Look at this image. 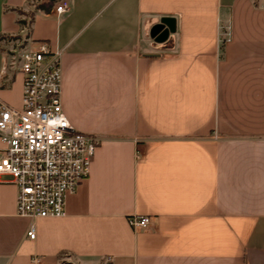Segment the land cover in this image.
<instances>
[{
  "label": "crops",
  "instance_id": "obj_1",
  "mask_svg": "<svg viewBox=\"0 0 264 264\" xmlns=\"http://www.w3.org/2000/svg\"><path fill=\"white\" fill-rule=\"evenodd\" d=\"M41 1L0 0V99L22 106L5 39L44 41L63 112L103 140L62 217L18 216L1 177L0 264H264V0Z\"/></svg>",
  "mask_w": 264,
  "mask_h": 264
},
{
  "label": "built area",
  "instance_id": "obj_2",
  "mask_svg": "<svg viewBox=\"0 0 264 264\" xmlns=\"http://www.w3.org/2000/svg\"><path fill=\"white\" fill-rule=\"evenodd\" d=\"M71 9L69 0L54 6L58 15ZM230 41V32L224 33ZM62 50L44 42L28 46L16 66L23 75L22 106L0 99V181L11 177L16 187V213L29 219L62 217L65 199L89 176L101 136L77 131L62 110ZM5 64L1 73L5 71ZM134 229L148 228L150 216L129 218ZM26 237L35 239L33 226Z\"/></svg>",
  "mask_w": 264,
  "mask_h": 264
},
{
  "label": "rangeland",
  "instance_id": "obj_3",
  "mask_svg": "<svg viewBox=\"0 0 264 264\" xmlns=\"http://www.w3.org/2000/svg\"><path fill=\"white\" fill-rule=\"evenodd\" d=\"M25 20L29 21L30 19L26 18ZM4 43L6 44L5 45L6 52L10 56H12L11 61L14 62V66H17L19 63L20 54L25 49H27V40L23 41L20 39L19 41H17L16 38L11 39V37H10V38L5 39ZM13 50H15V51H13ZM61 264H84V263H82V261H79L78 259H76L74 257L63 256L62 260H61Z\"/></svg>",
  "mask_w": 264,
  "mask_h": 264
},
{
  "label": "trees",
  "instance_id": "obj_4",
  "mask_svg": "<svg viewBox=\"0 0 264 264\" xmlns=\"http://www.w3.org/2000/svg\"><path fill=\"white\" fill-rule=\"evenodd\" d=\"M58 1H60V0H43L40 3L33 4V8H34V10H42L44 12L49 13ZM33 12L34 11L25 12L26 13L25 15L27 17H29V19H30L29 22H31V20L33 18ZM20 23L22 26H25L27 24L25 20L20 21ZM2 38H4V36H0V39H2Z\"/></svg>",
  "mask_w": 264,
  "mask_h": 264
},
{
  "label": "water",
  "instance_id": "obj_5",
  "mask_svg": "<svg viewBox=\"0 0 264 264\" xmlns=\"http://www.w3.org/2000/svg\"><path fill=\"white\" fill-rule=\"evenodd\" d=\"M169 23V20L167 18H162L161 23L160 24H156L153 26L152 30H151V35H156V33L158 31H160L161 29H163V27L165 26V24ZM171 28V25H170ZM169 34V29H165L160 36L157 37V39H165L167 37V35Z\"/></svg>",
  "mask_w": 264,
  "mask_h": 264
}]
</instances>
